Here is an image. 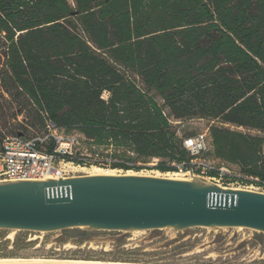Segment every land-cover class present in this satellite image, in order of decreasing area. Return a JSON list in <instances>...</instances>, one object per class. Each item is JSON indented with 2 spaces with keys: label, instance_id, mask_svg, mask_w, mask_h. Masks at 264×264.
<instances>
[{
  "label": "trees",
  "instance_id": "trees-1",
  "mask_svg": "<svg viewBox=\"0 0 264 264\" xmlns=\"http://www.w3.org/2000/svg\"><path fill=\"white\" fill-rule=\"evenodd\" d=\"M0 60L5 92L46 128L39 147L52 154L54 133L85 151L57 159L264 178V0H0ZM199 120L208 149L193 156L180 126Z\"/></svg>",
  "mask_w": 264,
  "mask_h": 264
},
{
  "label": "water",
  "instance_id": "water-1",
  "mask_svg": "<svg viewBox=\"0 0 264 264\" xmlns=\"http://www.w3.org/2000/svg\"><path fill=\"white\" fill-rule=\"evenodd\" d=\"M244 228L264 234V194L203 178L95 175L0 183V230ZM264 248V237L261 241Z\"/></svg>",
  "mask_w": 264,
  "mask_h": 264
},
{
  "label": "rangeland",
  "instance_id": "rangeland-1",
  "mask_svg": "<svg viewBox=\"0 0 264 264\" xmlns=\"http://www.w3.org/2000/svg\"><path fill=\"white\" fill-rule=\"evenodd\" d=\"M28 120H30L28 113L5 92L0 60V143L5 138L13 136L33 139L48 134L46 128L29 126ZM208 126L209 123L206 121H190L181 125L180 130L189 135L207 132ZM231 129L246 132L242 128ZM249 133L258 135L257 132ZM103 151L99 150L104 156L103 159L127 161V153L118 154L120 157H111L112 149ZM76 153L82 156L85 151L72 150L73 155ZM156 163L157 160L148 164L139 163L137 166L141 169L129 171L158 172L161 175L179 174L183 181H191L184 172L156 170ZM56 165L65 170L69 178L87 176L92 167L114 170L121 175L127 172L107 166H78L58 160ZM227 169L237 176L240 175L235 166H227ZM206 180L222 187L245 189L244 183L236 184L234 179L224 181V184H221V181L216 183L210 179ZM83 231L87 232V238L75 237ZM263 237L264 234L261 232L244 228L195 227L184 230L165 228L142 231H95L73 228L52 232L0 230V260H54L101 264H264V248L261 246Z\"/></svg>",
  "mask_w": 264,
  "mask_h": 264
},
{
  "label": "built area",
  "instance_id": "built-area-1",
  "mask_svg": "<svg viewBox=\"0 0 264 264\" xmlns=\"http://www.w3.org/2000/svg\"><path fill=\"white\" fill-rule=\"evenodd\" d=\"M49 130L53 129L52 124H48ZM51 137L56 141V147L52 154L47 153L39 147L47 137L23 139L18 136L5 138L0 145V183L8 182H31L45 181L48 176L56 179L69 178L66 171L56 165L58 156L70 154L75 139H63L52 134ZM183 147L190 155L197 156L208 149L207 133H197L195 136L187 138L183 142ZM191 168L179 172L192 178L210 179L216 183L224 184V181L235 180L236 184H245L244 190L254 191L264 194V178H251L237 176L225 167H215L205 161L194 160ZM209 171L215 172V177H206ZM234 177V178H232ZM248 181V182H245ZM248 185V186H247Z\"/></svg>",
  "mask_w": 264,
  "mask_h": 264
},
{
  "label": "bare ground",
  "instance_id": "bare-ground-1",
  "mask_svg": "<svg viewBox=\"0 0 264 264\" xmlns=\"http://www.w3.org/2000/svg\"><path fill=\"white\" fill-rule=\"evenodd\" d=\"M89 176L95 175H107V176H115L121 175L114 170H103L97 167H92L89 172H87ZM125 175H136V176H145V177H155V178H165L175 181H183L182 177L179 174H164L161 175L158 172L154 173H133L131 171L125 172ZM48 180H59L53 176H48ZM190 179V178H189ZM192 180V179H190ZM238 190V189H235ZM0 264H101L95 262H75V261H54V260H0Z\"/></svg>",
  "mask_w": 264,
  "mask_h": 264
}]
</instances>
